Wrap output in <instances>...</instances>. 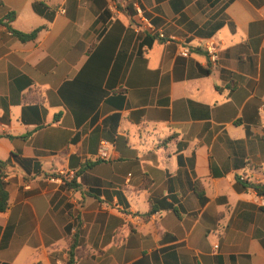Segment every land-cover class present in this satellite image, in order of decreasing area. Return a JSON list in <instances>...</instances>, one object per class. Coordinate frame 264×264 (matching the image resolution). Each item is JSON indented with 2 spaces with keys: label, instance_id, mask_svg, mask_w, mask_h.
<instances>
[{
  "label": "crops",
  "instance_id": "crops-1",
  "mask_svg": "<svg viewBox=\"0 0 264 264\" xmlns=\"http://www.w3.org/2000/svg\"><path fill=\"white\" fill-rule=\"evenodd\" d=\"M0 2V264H264V0Z\"/></svg>",
  "mask_w": 264,
  "mask_h": 264
},
{
  "label": "built area",
  "instance_id": "built-area-1",
  "mask_svg": "<svg viewBox=\"0 0 264 264\" xmlns=\"http://www.w3.org/2000/svg\"><path fill=\"white\" fill-rule=\"evenodd\" d=\"M135 6L142 25L145 26L146 28H151L149 18H147L144 15L142 9L139 8L137 4ZM161 37H163V35H161ZM203 50L206 52L212 67L216 68L220 60L217 44L213 41H209L203 45ZM189 54L190 52L188 49H184L180 52V55L185 58L188 57ZM97 158L99 160H105L108 158V144L106 142L101 143ZM76 177H77V172L75 170L69 169V170H61L58 172L56 176H49L47 180L53 182L60 181L62 183H71L76 179ZM262 205H264V197H262Z\"/></svg>",
  "mask_w": 264,
  "mask_h": 264
},
{
  "label": "trees",
  "instance_id": "trees-1",
  "mask_svg": "<svg viewBox=\"0 0 264 264\" xmlns=\"http://www.w3.org/2000/svg\"><path fill=\"white\" fill-rule=\"evenodd\" d=\"M0 4H2L0 2ZM15 18V14L11 13L8 15V20L9 21H13ZM41 31V29H37L31 33H22V32H18L13 30V34L15 36H17L20 40L22 41H27V40H34L38 33ZM8 163V162H7ZM6 162H1L0 161V168L3 170L6 167ZM253 187L259 196H264V185L260 186V185H253L251 186ZM8 192L6 190V184L3 180V174L0 175V211L4 212L7 208L8 205ZM77 243H78V233L76 232L72 238H71V246H70V256H71V262L70 264L74 263V259H75V250L77 248Z\"/></svg>",
  "mask_w": 264,
  "mask_h": 264
}]
</instances>
